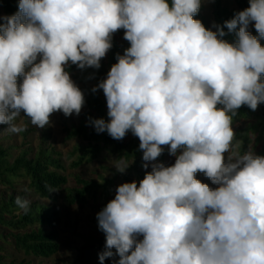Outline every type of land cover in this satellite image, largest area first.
<instances>
[{
	"label": "clouds",
	"instance_id": "9594fccd",
	"mask_svg": "<svg viewBox=\"0 0 264 264\" xmlns=\"http://www.w3.org/2000/svg\"><path fill=\"white\" fill-rule=\"evenodd\" d=\"M200 7L201 0H19L15 14L0 15V125L9 133L25 130L14 123L21 111L39 128L55 112L79 115L85 98L67 66L99 69L123 29L130 47L92 89L103 90L110 119L91 124L115 140L131 131L146 162L162 146L177 157L172 166L152 164L139 186L119 185L97 214L106 237L101 264L112 249L117 264H264V155L251 147L242 154L232 127L241 106L264 103V46L247 31L254 22L264 39V0H249L225 21L235 43L222 39L220 26L194 19ZM129 165L123 157L112 163L120 173ZM15 203L28 212L29 200L18 195Z\"/></svg>",
	"mask_w": 264,
	"mask_h": 264
},
{
	"label": "trees",
	"instance_id": "16d2710c",
	"mask_svg": "<svg viewBox=\"0 0 264 264\" xmlns=\"http://www.w3.org/2000/svg\"><path fill=\"white\" fill-rule=\"evenodd\" d=\"M237 10H229L223 5V0H212V15L216 26L223 28L227 37L230 32L224 26L225 21L234 17L235 13L249 7V0H233ZM171 3V0H168ZM19 0H0V15L11 16L18 11ZM194 19L200 20L203 25L210 29L206 18L201 14L200 10ZM217 29V27H216ZM211 30V29H210ZM238 31V28H237ZM233 33V32H232ZM235 33V32H234ZM254 35L258 37L261 46H264V39L259 38L256 30ZM124 30H118L112 38V48L106 54L108 58H102L100 68L79 69L74 64H69L66 71L78 84H96L107 78V73L113 64L117 63V55H123L125 50H121L118 40L124 39ZM128 48V47H127ZM125 48V49H127ZM84 90V89H83ZM88 96L85 98L83 108L86 109L83 120L77 127L66 129V139L81 140L84 145L77 146L67 158L71 161L69 168L77 170L84 165H90L101 157L104 150L111 151L117 159L123 157L130 165L124 173H122V183H130L135 181L139 186V182L149 172L143 165L147 163H163L167 161H176V156L169 154L170 146H162L164 152L156 161L146 162L143 160V151L139 148V138L134 136L130 142H126L125 137L121 140H115L105 131L98 133L91 124V120L103 118L108 121V109L106 98L102 97L101 91L95 92L92 89H85ZM264 115V103L258 105L253 111L248 106H241L237 110V114L233 117L232 127L241 125L256 117L257 113ZM264 117V116H262ZM29 120L25 113L21 111L20 119ZM29 133L25 131V136ZM236 140L242 142L240 152H247L252 146L254 153L258 150L261 141L264 139V119L255 126H247L237 131ZM256 142L253 146V139ZM49 136L44 131L41 146L36 153L29 149L21 151L20 155L13 159L12 153L7 149L0 148V189L16 190L21 185L33 193L39 200L48 201L52 204L57 203V193L64 191L65 204L70 208H83L90 201H97L102 196L109 195L113 191V180H104L98 182L95 180L83 179L80 176L75 177V185L71 188L64 187L68 183V178L64 175L67 167L62 161L59 153L53 152L52 148L47 145ZM235 144V140L233 141ZM180 153L178 152L177 155ZM264 155V149L258 153ZM196 177H205L204 173H197ZM210 180V179H209ZM211 181V180H210ZM54 189V191H49ZM25 199V195H20ZM14 197L8 202L0 204V228L3 233L0 234V240H8V243L14 245V248L23 253L26 257L36 259H49L56 255L60 249L58 227L61 224L59 212L51 206L42 205L38 201L30 203L29 210L25 214L15 203ZM5 233V234H4ZM6 236V237H5ZM105 234L99 241H94L84 245L78 254L79 262L82 264H91L87 259L86 252L88 250L101 247L105 250L104 242ZM3 258L0 257V264Z\"/></svg>",
	"mask_w": 264,
	"mask_h": 264
},
{
	"label": "rangeland",
	"instance_id": "374dc122",
	"mask_svg": "<svg viewBox=\"0 0 264 264\" xmlns=\"http://www.w3.org/2000/svg\"><path fill=\"white\" fill-rule=\"evenodd\" d=\"M223 5L229 10H237L233 0H223ZM200 12L206 18L210 29L212 31H217L212 15V0H201ZM255 30L254 22L250 23L247 31L255 36ZM222 39L228 41L229 43H235L238 38L233 32ZM118 42L122 51L125 50V48L130 47V43L125 39H119ZM104 58H108V56L106 55ZM71 79L76 83L72 77ZM22 80L23 77H19L18 84L22 83ZM76 85L81 89L84 97L88 96L87 92L84 91L85 89H93L97 86L96 84L78 83H76ZM97 90H100L102 97L105 98L103 90ZM85 113L86 109L83 107L79 115L73 113L71 116L66 117L62 112H55L50 117V126H46L45 128L33 126L30 123V119L25 120L21 118L15 122L17 125L25 127V130L20 133H9L6 130L8 125H0V148L9 150V152L12 153L13 159H16L24 149H29L33 151V153H36L41 146L44 131H46L49 136V143L47 145L52 148L53 152L61 154L62 161L67 167V171L64 175L68 178V183L64 189L73 187L75 185V177L77 176L87 180H95L100 183L102 182V179L113 180L114 182L112 188V190H114L113 193L110 191L109 195L102 196L101 198H98L97 201H90L88 205L83 208L68 207L64 201V191L57 193L58 201L57 203L52 204L48 201L39 200L24 185H21L13 191L0 189V204L8 202L11 197L16 198L18 195L20 196L24 194L25 199L29 200L30 203L38 201L42 205L51 206L54 210L59 212L61 218V224L57 229L59 234L58 242L60 249L56 255L49 259L26 257L23 253L18 252L14 248V245L8 243V240H0V257L3 258L2 264H82L78 259L79 250L84 245L94 241H99L104 236L105 233L98 227L97 214L107 205L109 201L115 198L116 189L122 184V173L118 172L115 167L112 166L113 160H116L117 157L109 150H104L101 154V157L90 165H84L77 170L69 168L71 161L67 158L68 154L71 153L77 146L84 145L85 143L78 139H73L71 141L67 140L65 132L66 129L77 127L83 120ZM262 116H264L263 113L258 112L256 117H254L252 120L233 127L234 132L236 133L237 131L244 129L249 125H258L262 119H264ZM25 131H28L29 133H27L24 139L23 133ZM134 136L135 135L131 131H128L125 136L126 142H130ZM255 142L256 137L253 139V146ZM262 149H264V139L261 141L260 146L258 147V150L255 152V154L258 155ZM228 155V153H225L226 160ZM174 163L175 161H167L164 165L172 166ZM152 164L153 163H150L148 165L147 170L149 172L152 171ZM195 178L200 180L202 183L208 184L212 189L218 187V185L213 184L205 177ZM24 189H26V191ZM1 233H3V230L0 228V234ZM137 239H143V237L140 236L137 237ZM105 243L106 241L104 242V246ZM103 251L105 250H103L101 247L88 250L86 252L88 261H90L91 264H101L99 260V254ZM112 251L114 255L110 258H106L103 261V264H117L119 256L115 255V249H112Z\"/></svg>",
	"mask_w": 264,
	"mask_h": 264
}]
</instances>
